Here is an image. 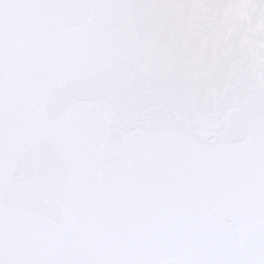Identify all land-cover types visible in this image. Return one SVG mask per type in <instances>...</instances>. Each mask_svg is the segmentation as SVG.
<instances>
[{"label": "snow or ice", "instance_id": "obj_1", "mask_svg": "<svg viewBox=\"0 0 264 264\" xmlns=\"http://www.w3.org/2000/svg\"><path fill=\"white\" fill-rule=\"evenodd\" d=\"M0 264H264V0H0Z\"/></svg>", "mask_w": 264, "mask_h": 264}]
</instances>
